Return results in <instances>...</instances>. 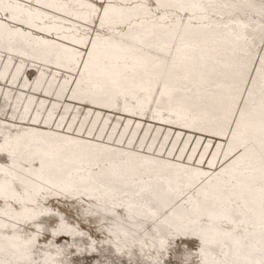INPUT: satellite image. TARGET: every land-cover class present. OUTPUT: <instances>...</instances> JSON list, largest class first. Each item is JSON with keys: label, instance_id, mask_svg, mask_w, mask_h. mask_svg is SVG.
Masks as SVG:
<instances>
[{"label": "snow or ice", "instance_id": "6c2138e0", "mask_svg": "<svg viewBox=\"0 0 264 264\" xmlns=\"http://www.w3.org/2000/svg\"><path fill=\"white\" fill-rule=\"evenodd\" d=\"M92 217L138 264H264V0H0V264Z\"/></svg>", "mask_w": 264, "mask_h": 264}, {"label": "bare ground", "instance_id": "6f19581e", "mask_svg": "<svg viewBox=\"0 0 264 264\" xmlns=\"http://www.w3.org/2000/svg\"><path fill=\"white\" fill-rule=\"evenodd\" d=\"M128 118L126 114H120ZM154 127H162L158 123H154ZM173 131H183L185 135H192L189 130H182L174 127ZM65 207V205H61ZM79 231L84 235L72 237H57L55 246L64 249V254L56 255L55 247L47 250L51 256L64 264H92L93 258L95 264H138L147 257L142 254L139 246L126 244L122 235L114 234L109 225L102 224L101 220L92 217L90 220L81 223L76 221ZM43 245L44 241L39 242ZM70 245V247H66ZM45 249H42V251ZM91 258V260H89ZM93 263V264H94Z\"/></svg>", "mask_w": 264, "mask_h": 264}, {"label": "rangeland", "instance_id": "374dc122", "mask_svg": "<svg viewBox=\"0 0 264 264\" xmlns=\"http://www.w3.org/2000/svg\"><path fill=\"white\" fill-rule=\"evenodd\" d=\"M89 260H91V258H90ZM92 261H93V262H92ZM91 262H92V264L94 263V260H93V258H92ZM85 264H86V263H85ZM94 264H95V263H94Z\"/></svg>", "mask_w": 264, "mask_h": 264}]
</instances>
